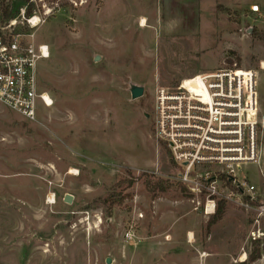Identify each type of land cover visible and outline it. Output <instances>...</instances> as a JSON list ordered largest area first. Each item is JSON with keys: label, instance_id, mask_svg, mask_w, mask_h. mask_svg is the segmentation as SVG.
<instances>
[{"label": "rangeland", "instance_id": "374dc122", "mask_svg": "<svg viewBox=\"0 0 264 264\" xmlns=\"http://www.w3.org/2000/svg\"><path fill=\"white\" fill-rule=\"evenodd\" d=\"M6 1L18 16L22 0ZM2 2L0 27L11 20ZM44 4L35 40L51 48L40 80L55 104L37 122L0 105V264H264V239L249 237L251 213L233 202L217 217L195 210L155 137L158 88L218 69L255 70L261 161L238 175L262 192L264 0ZM26 26L19 17L17 30ZM131 84L144 85V96L133 100Z\"/></svg>", "mask_w": 264, "mask_h": 264}, {"label": "built area", "instance_id": "2783aa9c", "mask_svg": "<svg viewBox=\"0 0 264 264\" xmlns=\"http://www.w3.org/2000/svg\"><path fill=\"white\" fill-rule=\"evenodd\" d=\"M44 2L30 0L31 15L26 13L28 3L23 4L19 15L0 27V105L34 122L55 104L40 80L41 62L50 58L51 48L35 40L36 29L47 21L48 12H41ZM251 12L261 14L260 5H252ZM19 17L27 30H17ZM257 112V72L252 69L197 74L155 94V137L168 148L195 210L212 217L220 202L235 203L251 213L252 242L264 239V185L258 193L238 171L244 163L261 161ZM125 236L128 241L136 238L134 225Z\"/></svg>", "mask_w": 264, "mask_h": 264}, {"label": "trees", "instance_id": "16d2710c", "mask_svg": "<svg viewBox=\"0 0 264 264\" xmlns=\"http://www.w3.org/2000/svg\"><path fill=\"white\" fill-rule=\"evenodd\" d=\"M29 1L30 0H22V4L28 3L27 10H26L27 15H31L33 12V4L29 3ZM2 3H3V20L8 21L10 18L15 17V15L10 10V4L6 0H3ZM25 30H27V29H25ZM146 183L148 184L149 188L152 191H156V190H163L164 191V190H166L165 183L162 180H158L156 182H152V181L147 180ZM224 203H225L224 201L220 202V204H221L220 209L218 207V209H219L217 211L218 213H216V215H214L213 217H217V215L221 214V212L224 208V205H223ZM254 243H258V241H255ZM256 252H259V250H256Z\"/></svg>", "mask_w": 264, "mask_h": 264}, {"label": "water", "instance_id": "95a60500", "mask_svg": "<svg viewBox=\"0 0 264 264\" xmlns=\"http://www.w3.org/2000/svg\"><path fill=\"white\" fill-rule=\"evenodd\" d=\"M99 56L95 57V61L99 60ZM130 92H131V98L133 100L141 98L145 94V86L144 85H138V84H131L130 86ZM64 201L67 203H72L73 202V197L69 194H67L64 198ZM112 260L111 258L107 259V264H111Z\"/></svg>", "mask_w": 264, "mask_h": 264}, {"label": "bare ground", "instance_id": "6f19581e", "mask_svg": "<svg viewBox=\"0 0 264 264\" xmlns=\"http://www.w3.org/2000/svg\"><path fill=\"white\" fill-rule=\"evenodd\" d=\"M142 21H143V22H142L141 26H146L145 19H143ZM262 67L264 68V62H263ZM188 236H189V241H192V240H193V234L190 233ZM244 257H245V256H243V258H244Z\"/></svg>", "mask_w": 264, "mask_h": 264}, {"label": "flooded vegetation", "instance_id": "af4514ba", "mask_svg": "<svg viewBox=\"0 0 264 264\" xmlns=\"http://www.w3.org/2000/svg\"><path fill=\"white\" fill-rule=\"evenodd\" d=\"M147 116L149 117V116H150V114H147Z\"/></svg>", "mask_w": 264, "mask_h": 264}]
</instances>
